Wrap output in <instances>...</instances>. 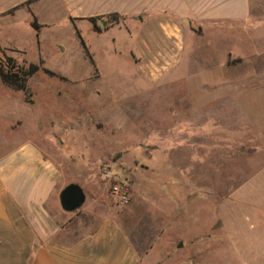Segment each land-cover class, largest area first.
<instances>
[{"label": "rangeland", "instance_id": "obj_1", "mask_svg": "<svg viewBox=\"0 0 264 264\" xmlns=\"http://www.w3.org/2000/svg\"><path fill=\"white\" fill-rule=\"evenodd\" d=\"M34 22L0 30L13 46L0 62L39 67L27 94L0 80V152L50 143L63 188L85 194L64 225L89 230L97 194L125 229H140L142 264H264V41L251 49L240 35L160 27L139 41L85 24L78 39L63 20L37 40Z\"/></svg>", "mask_w": 264, "mask_h": 264}, {"label": "crops", "instance_id": "obj_2", "mask_svg": "<svg viewBox=\"0 0 264 264\" xmlns=\"http://www.w3.org/2000/svg\"><path fill=\"white\" fill-rule=\"evenodd\" d=\"M18 19L25 25L36 21L37 40L63 20L76 36L85 24L98 35L123 29L139 41L153 27L167 36L196 29L212 34L214 41L228 34L230 43L240 35L251 49L264 41L254 37L264 35V0H0V30ZM144 42L152 44L148 38ZM49 147L47 141H25L0 152V264H142L140 229H125L97 194L90 205L99 215L89 230L78 234L64 225L70 217L59 202L65 181Z\"/></svg>", "mask_w": 264, "mask_h": 264}, {"label": "trees", "instance_id": "obj_3", "mask_svg": "<svg viewBox=\"0 0 264 264\" xmlns=\"http://www.w3.org/2000/svg\"><path fill=\"white\" fill-rule=\"evenodd\" d=\"M77 37L80 39L79 34H77ZM80 43L85 49L81 40ZM11 62L10 58L0 62V80L5 86L27 94L26 80L33 76L39 70V67L30 64L26 69H23L10 64Z\"/></svg>", "mask_w": 264, "mask_h": 264}, {"label": "water", "instance_id": "obj_4", "mask_svg": "<svg viewBox=\"0 0 264 264\" xmlns=\"http://www.w3.org/2000/svg\"><path fill=\"white\" fill-rule=\"evenodd\" d=\"M100 24L102 26V22ZM34 28L36 29V25ZM59 202L64 212L71 213L82 207L85 202V194L80 186L70 184L60 192Z\"/></svg>", "mask_w": 264, "mask_h": 264}, {"label": "built area", "instance_id": "obj_5", "mask_svg": "<svg viewBox=\"0 0 264 264\" xmlns=\"http://www.w3.org/2000/svg\"><path fill=\"white\" fill-rule=\"evenodd\" d=\"M109 176H111L109 171L106 170L103 172V177H109ZM112 197L115 198L116 201L121 205L126 204L128 202L127 191L121 186L113 187Z\"/></svg>", "mask_w": 264, "mask_h": 264}]
</instances>
